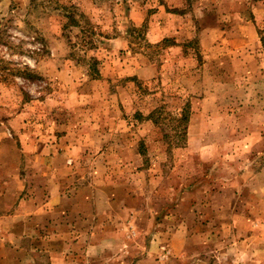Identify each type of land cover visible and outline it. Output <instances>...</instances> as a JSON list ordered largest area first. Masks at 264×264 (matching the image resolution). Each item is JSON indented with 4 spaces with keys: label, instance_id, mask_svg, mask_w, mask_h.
Here are the masks:
<instances>
[{
    "label": "rangeland",
    "instance_id": "obj_1",
    "mask_svg": "<svg viewBox=\"0 0 264 264\" xmlns=\"http://www.w3.org/2000/svg\"><path fill=\"white\" fill-rule=\"evenodd\" d=\"M25 170L80 202L49 264H160L181 226L264 264V0H0V187Z\"/></svg>",
    "mask_w": 264,
    "mask_h": 264
},
{
    "label": "crops",
    "instance_id": "obj_2",
    "mask_svg": "<svg viewBox=\"0 0 264 264\" xmlns=\"http://www.w3.org/2000/svg\"><path fill=\"white\" fill-rule=\"evenodd\" d=\"M48 171L52 174L53 169L45 168V172ZM19 174L17 178L21 177V179H19L20 186L17 190L10 192L6 187H0V264H49V253L52 248L61 245L62 240H65L69 234L65 227L59 231L54 229L63 224L78 223L83 219V214L78 211L80 202L76 197V201L71 203V200L67 198L65 185L52 184L45 191L46 187L33 182V177V183L30 182L29 170L20 171ZM193 237L188 227L177 228L166 240L165 248L161 246L162 255H159L158 250L155 258L160 264H185L187 260L186 264H211L203 263L199 258L192 259ZM252 238L259 237L254 234ZM237 240L238 248L244 249L246 245L241 241L242 237H238ZM226 241L224 244L220 242L221 247L216 252V256H220L221 259L225 256L227 261L217 262L219 264H241L240 259L238 261L229 254ZM235 250V255L238 257L242 251L237 250V247ZM252 250L258 256V260L264 255V247H253ZM35 257H40L45 262L33 263ZM149 261L152 262V260Z\"/></svg>",
    "mask_w": 264,
    "mask_h": 264
},
{
    "label": "trees",
    "instance_id": "obj_3",
    "mask_svg": "<svg viewBox=\"0 0 264 264\" xmlns=\"http://www.w3.org/2000/svg\"><path fill=\"white\" fill-rule=\"evenodd\" d=\"M183 117H184L183 119H185V120H186V118H187V117H186L185 115H184Z\"/></svg>",
    "mask_w": 264,
    "mask_h": 264
}]
</instances>
